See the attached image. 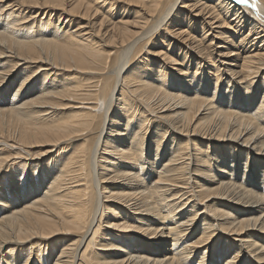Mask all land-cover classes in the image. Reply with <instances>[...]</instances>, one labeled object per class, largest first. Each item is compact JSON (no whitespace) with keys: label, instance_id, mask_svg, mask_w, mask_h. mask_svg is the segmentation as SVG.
<instances>
[{"label":"bare ground","instance_id":"obj_1","mask_svg":"<svg viewBox=\"0 0 264 264\" xmlns=\"http://www.w3.org/2000/svg\"><path fill=\"white\" fill-rule=\"evenodd\" d=\"M0 264H264V0H0Z\"/></svg>","mask_w":264,"mask_h":264},{"label":"rangeland","instance_id":"obj_2","mask_svg":"<svg viewBox=\"0 0 264 264\" xmlns=\"http://www.w3.org/2000/svg\"><path fill=\"white\" fill-rule=\"evenodd\" d=\"M94 6L97 7V8H100L102 5L101 4H95ZM116 10L117 11L113 13V16L115 17V20L119 19L120 16H118V14H119V12H121L120 9H116ZM113 16H111V17H113ZM191 29H194V28H191ZM6 131L7 132L9 131L10 134L17 135L16 130H14L12 128H8ZM25 150H27V152L31 153L33 155V157L30 156L31 159H30V157H27L26 158L27 161H24L23 160V156L24 155L16 156V158H18V159L14 160L12 162V163H14V167L15 168H19L20 165H22L25 162L30 163L33 166H35V165H44V164H46L48 162H50V163L51 162H55L58 159V155H60L62 153V148H60L59 146H56V144H54V143L53 144H49L47 146H39V147L26 146ZM16 152H19V151H15L14 153H16ZM216 241L217 240L215 239V243H216ZM208 246L209 245H206L203 250H205ZM212 246H213V244H212Z\"/></svg>","mask_w":264,"mask_h":264}]
</instances>
